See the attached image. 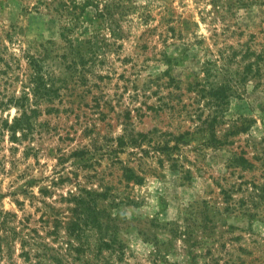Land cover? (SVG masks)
<instances>
[{"label": "rangeland", "instance_id": "rangeland-1", "mask_svg": "<svg viewBox=\"0 0 264 264\" xmlns=\"http://www.w3.org/2000/svg\"><path fill=\"white\" fill-rule=\"evenodd\" d=\"M0 245L264 264V0H0Z\"/></svg>", "mask_w": 264, "mask_h": 264}, {"label": "trees", "instance_id": "trees-1", "mask_svg": "<svg viewBox=\"0 0 264 264\" xmlns=\"http://www.w3.org/2000/svg\"><path fill=\"white\" fill-rule=\"evenodd\" d=\"M16 101H17V100H16ZM16 101H15V102H16ZM21 106H22V105H21ZM25 110H26V109H23L22 112H21V116H22V118L26 117V115H27V112H26ZM31 111H35V109H31ZM21 121H22V119H21L20 116H19V117H14L13 120L11 121V123H6L5 126H6L7 130H9V131L11 132V134H10V137H11V138H13V137L15 136V129H16L17 126L20 125ZM127 176H128V178H134L135 180L138 179V178L134 175V173L131 172V171L128 172V175H127ZM0 249H1V245H0ZM56 262H57V264H61L60 259H57Z\"/></svg>", "mask_w": 264, "mask_h": 264}]
</instances>
